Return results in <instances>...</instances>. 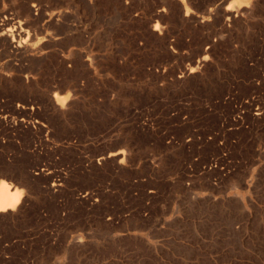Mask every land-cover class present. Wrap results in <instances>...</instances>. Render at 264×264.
<instances>
[{
	"label": "rangeland",
	"instance_id": "rangeland-1",
	"mask_svg": "<svg viewBox=\"0 0 264 264\" xmlns=\"http://www.w3.org/2000/svg\"><path fill=\"white\" fill-rule=\"evenodd\" d=\"M163 1L0 0V264H264V0Z\"/></svg>",
	"mask_w": 264,
	"mask_h": 264
},
{
	"label": "bare ground",
	"instance_id": "bare-ground-1",
	"mask_svg": "<svg viewBox=\"0 0 264 264\" xmlns=\"http://www.w3.org/2000/svg\"><path fill=\"white\" fill-rule=\"evenodd\" d=\"M179 1V0H178ZM162 2H164L163 0H162ZM166 3V2H165ZM248 6V5H247ZM249 7V6H248ZM227 9H229V7L227 8ZM247 10V9H246ZM244 11V10H243ZM229 13H230V11H229ZM240 13H242V12H240ZM229 15V14H228ZM234 20V19H233ZM233 22V21H232ZM222 24V23H221ZM220 24V25H221ZM230 24V23H229ZM156 29V28H155ZM14 47H16V45L14 46ZM206 53V52H205ZM205 58V57H204ZM201 60V59H200ZM207 61V60H206ZM205 63V62H204ZM204 63H203V65H204ZM190 73H191V71H190ZM185 75V74H184ZM193 75V74H192ZM185 77V76H184ZM191 78V77H190ZM188 80V79H187ZM196 81V80H195ZM67 101V100H66ZM67 103V102H66ZM70 105V104H69ZM65 106H68L67 104L65 105ZM21 108V107H20ZM64 110V109H63ZM20 111V110H19ZM28 111H30L29 109H28ZM61 111V110H60ZM20 112H22V111H20ZM24 112H26V111H24ZM28 113V112H27ZM56 113V112H55ZM255 113V112H254ZM29 114V113H28ZM33 114V113H32ZM257 115H258V113H257ZM256 115V116H257ZM31 117V116H30ZM19 124L21 125V123L19 122ZM11 125V124H10ZM31 126V125H30ZM20 127V126H19ZM15 128V127H14ZM35 129V128H34ZM25 130V129H24ZM17 131V130H16ZM33 132V131H32ZM36 132V131H35ZM40 132H41V130H40ZM40 134V133H39ZM30 135V134H29ZM32 137V136H31ZM31 137H30V139H31ZM29 139V140H30ZM34 140H36L35 138H34ZM41 141V140H40ZM29 142V141H28ZM40 144V143H39ZM24 146V145H23ZM29 146V145H28ZM22 148H25V147H21V149ZM30 148H33V147H31L30 146ZM24 150V149H23ZM22 150V151H23ZM121 150V149H120ZM25 151V150H24ZM124 151V150H123ZM17 152V151H16ZM32 152H35V150L34 151H32ZM22 153V152H21ZM25 153V152H24ZM124 153V152H123ZM122 152L119 154V152L118 153H112V154H110V155H108V158H114V157H116L118 154L121 156V154H123ZM29 155V154H28ZM104 155V154H103ZM103 155H102V157H103ZM106 156V155H105ZM117 159V158H116ZM110 161H111V159H110ZM109 161V162H110ZM123 161V160H122ZM99 163V162H98ZM111 163V162H110ZM101 164H104V163H101ZM108 164V163H107ZM106 164V165H107ZM114 164V163H113ZM116 164V163H115ZM120 164V163H119ZM105 165V164H104ZM105 165V166H106ZM112 167V166H111ZM36 168V167H35ZM43 172V171H42ZM25 174V173H24ZM38 174H40V173H38ZM35 177V176H34ZM34 177L33 176H31V175H26V179L28 180V181H32L33 179H34ZM38 177V176H37ZM41 177H43V176H41ZM60 177V176H59ZM26 179H25V181H26ZM39 179H40V177H39ZM61 179V178H60ZM35 185V184H34ZM11 185H8L7 183H5V182H0V222H3V221H5V220H7V219H9V218H11V214L18 208V207H20V202H21V191L20 190H17L16 188H14L13 190H10V187ZM57 186V185H56ZM51 187V186H50ZM13 188V187H12ZM30 188V187H29ZM49 190H50V188H49ZM54 190V189H53ZM48 192V191H47ZM57 193V192H56ZM87 197V196H86ZM23 198V197H22ZM90 198V197H89ZM23 200V199H22ZM88 201V200H87ZM26 202V201H25ZM25 205V204H24ZM23 207V206H22ZM19 210V209H18ZM21 211V210H20ZM17 214V213H16ZM7 222V221H6ZM5 222V223H6Z\"/></svg>",
	"mask_w": 264,
	"mask_h": 264
}]
</instances>
